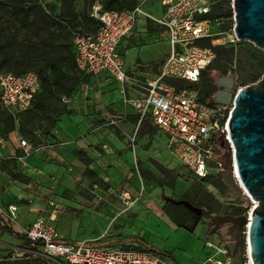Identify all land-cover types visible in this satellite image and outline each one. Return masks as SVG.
<instances>
[{"label": "built area", "instance_id": "obj_1", "mask_svg": "<svg viewBox=\"0 0 264 264\" xmlns=\"http://www.w3.org/2000/svg\"><path fill=\"white\" fill-rule=\"evenodd\" d=\"M31 1L46 7L56 0ZM227 1L234 22V0H160V17L146 13L142 9L144 2L134 9L121 11L107 10L101 2H96L92 6L90 17L98 22V27L93 33L75 36V63L76 68L85 75H109L122 89L124 104L137 112L140 122L146 119L152 121L166 137V149L171 157L183 164L198 181L204 182L226 171V164L219 150L220 146L227 145L231 173L242 194L250 198L239 180L230 138L229 121L233 103L214 104L212 98L205 99L198 90L188 87L200 84L204 72L215 61L212 48L204 46V43L210 42L215 47L221 40L219 37L229 36L231 32L222 30L224 18L217 17ZM140 16H145L158 26L159 39L170 47L166 58L160 64L159 73L154 78L143 81L132 79L120 49L123 40L134 34ZM234 25L233 37L237 38ZM234 38L230 41H234ZM174 80H180L185 85L178 88L171 83ZM126 87L134 88L138 94L134 97L125 95ZM242 88L235 87L233 102ZM0 90L1 106L14 117H18L33 107L35 97L42 91V85L34 71L22 75L5 73L0 75ZM71 101L70 98L63 97V102ZM124 119L125 116L112 118L95 131L117 126ZM6 141L0 133V160ZM56 145L58 144L46 142L37 147L22 138L21 158H28L42 149L55 148ZM210 170H215L218 175H211ZM120 199L126 208L134 204L129 193H123ZM250 202L253 206L244 214L246 216L254 209L251 198ZM44 206L42 214L29 227L21 230L27 244L7 253L6 257L0 255V262L5 258L10 261L34 258L49 259L56 264H175L167 256L148 249L134 251L94 246L86 242L63 241L54 225L59 217V205L55 200L48 199ZM18 220L19 211L16 206H0V227L15 225ZM247 227L243 230H246L244 233L248 239ZM206 247L212 253L202 264H234L236 261L239 264H253L248 242L243 252L239 250L234 255V242L229 234L219 243L207 240Z\"/></svg>", "mask_w": 264, "mask_h": 264}, {"label": "rangeland", "instance_id": "obj_2", "mask_svg": "<svg viewBox=\"0 0 264 264\" xmlns=\"http://www.w3.org/2000/svg\"><path fill=\"white\" fill-rule=\"evenodd\" d=\"M9 1L10 0H0V7L4 4H8ZM22 1L26 3L27 6L38 5L36 1ZM65 2L66 0H58L56 4L51 6V10L52 14L55 16H62V20L59 21L61 24H59L65 27L64 29H60L56 26L52 29V32L54 33L53 41L60 47L59 49L63 52L66 59L61 66V69L67 73L66 77L59 84H54L53 81L58 76V71H54L51 66L47 65L46 61L40 59L34 62L25 60L17 61L13 63L10 71H2L0 75L7 72L15 73L17 70L23 69L25 72L32 70H36L39 73L43 72V76L47 78L48 82H44V92L37 99L40 107L36 106L34 109L21 115L16 121L15 131H18L20 133V138L23 139H29V131H38L43 135L49 134L53 127H55L54 125H56L58 117L61 115L58 124L59 132L65 136L63 140L67 142V148L71 149L75 147L77 141L79 143V140H74V136L79 137L83 133L85 135L88 132V128L86 127L87 116H89L88 113L91 114L90 110L98 108L99 106L98 104H86L85 99L88 98L87 102L90 103V101L93 102V98L99 97L100 99L102 97L105 105L110 104V106H112L114 104V108H117L123 105L122 98H124V96L122 97V95L124 94L122 89H119L118 85L112 80L107 81V77L86 76L76 68L74 38L77 34H89L96 30L97 24L91 19L90 13L92 6L96 2H101V0H75L73 7L66 6ZM142 2H144L142 9L146 13L152 16L159 15L158 4L160 0H128V3L124 4V9H134ZM1 16L3 17V13ZM5 18L6 20L10 19L13 25L11 29H7L6 31L9 38L1 39L2 44H8V42L13 44L7 46L5 50H15L18 55L25 54L27 51V43H24L21 47H18V44L28 42L29 40L39 41V39L29 37L23 25L16 24L14 19L9 15L5 16ZM70 21L73 23L71 27L68 28L67 22ZM3 25H6V22H4ZM223 27L228 29L230 25L226 24ZM12 35H17V42L12 40ZM40 38L44 39L46 35H40ZM219 38L221 40L216 43L215 47L211 45L215 56L213 67H221L222 70L233 73L235 78H237L235 81L236 87L249 85V82H246L248 84L244 82V77L256 74V71L251 68L253 62H251V56L246 47V44H252L241 42L237 38H234L232 31L229 33V36L224 35ZM233 38L235 40L230 41ZM150 39L151 38L146 34L143 35V39L139 36L138 40H143L144 44L137 42L136 47L129 49L126 54H122L126 69H130L139 57L144 61H148L153 56L159 57L169 51L168 43H159L157 40L150 41ZM121 50L123 51V47ZM158 68L154 70V73H158ZM212 75L217 77L220 74H218V72L217 74L213 72ZM132 78L137 77L132 75ZM104 81H107L106 86ZM104 86L106 88H104ZM102 90L103 94L101 92ZM130 91L131 88L126 87L125 95L134 97V92ZM64 96L73 100V104H65L63 102ZM83 101L85 103H81ZM67 106H69L68 108H70V110L73 109L75 112L69 113L66 110ZM76 110H78V113H76ZM65 111L67 112L62 114ZM92 120H95V117H92L91 121ZM107 122V120H101L95 122L98 123L95 124V126ZM121 126V124L111 126L104 135H101L105 145H109V143L117 144L120 143L119 140H123L121 137L122 132H120ZM72 128L76 130L73 132V136L67 131V129L70 130ZM0 132H2L1 124ZM110 132L114 133L115 136H110ZM146 132H149L150 137H145ZM7 138H9V135ZM128 142L130 146L128 148L130 150L133 151V147L135 146L138 161L147 162L144 165L138 163V166L133 169V171L139 172L140 177H142V180H136L139 192L133 194L126 180H124L123 183L117 180L108 182L90 180L91 184L85 187H82L80 184L79 188L81 189L77 188L75 193H71L70 190H67L63 194L65 197L63 195H57L55 200L60 207V211H64L62 217L61 212L59 213L58 220L54 223L59 234L69 242L70 240L76 239L77 235L81 238L100 235L105 236L107 239L123 238L124 240L125 238H135L134 236H137V239L142 238L145 243L135 246L127 245V247L131 248L126 250L137 251L138 249L152 248L160 252L159 254L161 255L168 252L175 254L176 259L171 254L170 257L167 256L168 259L175 264H202L212 253L211 250L206 247V241L211 240L214 243L220 242L219 236L217 234H212V230L215 226L214 220L218 217L228 216V213L234 212L236 209H242L245 211L244 213H248L253 205L250 201L244 202L240 198L233 197L232 194L234 191L226 185L216 188L211 180L200 182L194 178L183 164L171 157L166 149V137L160 132H155V128L151 123H149V125L145 123L140 124V129L131 136ZM100 144L102 145V143ZM219 153L222 155L228 154L227 145H223ZM19 155H21V153ZM34 155L35 154H33V156ZM227 158L226 173L230 174L231 170L228 155ZM42 165L45 169L48 168L45 164ZM8 168H10L9 170L11 171H18L19 169L17 164L14 163H10ZM210 174L213 176L218 175L215 170H210ZM151 178L153 180H162L165 186L163 188L159 187L156 182L149 181ZM58 183L59 180L50 188H53V191H55V189L59 187ZM47 191V193L50 194V189ZM123 193H129L131 201H134V203L136 202L132 208L126 209L124 202L119 199ZM82 197L87 200V204L94 203L95 201L97 204L110 206L107 213L108 217H106L100 209H97L96 205L92 204L93 206L91 207H84L75 201H83ZM73 198L75 200H72ZM112 198H115L117 202L111 201ZM168 199L172 201H191L197 208L199 205L202 206L201 209L207 212L208 215L203 218V221L197 226L193 233L183 228L173 226L168 219L161 217L164 215V208ZM113 204H115V206H113ZM136 205V212L139 214V218L133 222L130 215L133 214L132 209ZM171 209H173V207H171ZM123 212L124 214L121 215L120 213ZM109 222L110 225L108 228H110V226L112 228L107 231ZM131 222L134 223V226H131ZM9 227L21 233L25 225L21 223L20 217L17 224H10ZM224 230L229 232V225L221 227L220 231L223 232ZM244 232H246V230H242L239 235L241 241L243 239L245 240V248L242 249L240 247V251L246 249L247 238ZM138 236L140 237L138 238ZM26 244V242L20 243L21 246ZM2 250V253L13 251L9 248H7V250ZM241 258H243V253L241 254ZM27 261H31L32 264H55L49 259H28ZM234 264L239 263L236 261Z\"/></svg>", "mask_w": 264, "mask_h": 264}, {"label": "crops", "instance_id": "obj_3", "mask_svg": "<svg viewBox=\"0 0 264 264\" xmlns=\"http://www.w3.org/2000/svg\"><path fill=\"white\" fill-rule=\"evenodd\" d=\"M158 12L159 15L155 17H159L161 15L160 2L158 4ZM159 31L160 29L154 24L152 20L147 19L146 17H140L138 26L134 31V34L130 37L125 38L121 44L120 49H122L123 47V51L121 50L122 54H126L129 49L136 47L137 42L144 44L143 40H138V37L140 36L143 39V35L145 34L148 35L149 38H151L150 41L157 40V42L159 43H164L159 39ZM168 52H165L164 55H160L159 57L153 56L148 61H144L139 57L134 65L130 69H127L129 72H131V77L132 75L137 77L132 79L143 81L154 78L156 74L159 73L158 66L160 67V64L164 61ZM156 68H158V73H154V70ZM99 76H105L107 77V81L112 80L115 84H117L107 74H101ZM107 81H104L105 86ZM105 86L104 88H106ZM101 92L103 94V90ZM130 92H134V96L138 94L137 90H135L134 88H131ZM120 93L122 94L121 91ZM87 99L88 98L85 99L86 104H98L99 106L98 108L91 109V114L88 113V115L91 116H87V134L84 135L83 133L79 137L74 136V140H79V143L77 141L74 148H67L68 144L63 140L65 136L60 134L59 132L58 124L61 119V115L58 117L57 123L56 125H54L55 127H53L52 131L49 134L43 135L38 131H29V139H26L31 144L37 147L44 145L46 142H49L51 144H58L55 148L42 149L40 151H36L34 153V156L31 155L28 158L22 159L21 157L23 154V150L20 147V139H22L20 138V133L18 131H14L9 134V138H6V145L2 150L3 157L0 160V206H3L5 208L10 205L16 206L19 211V219L21 217V223L25 225V228L29 227L42 214V211H44L45 209L44 202L46 200H55V197H57V195H63L67 190H70L71 193H75L77 191V188L81 189L79 188L80 184L82 185V187L91 184L90 180H102L105 182L117 180L120 183H123V181L126 180L130 185V191L133 194L139 192V187H137L136 180H142V177H140L139 172L133 171V169L134 167L138 166V163L144 165L147 162L138 161L136 157L135 146L133 147V151L130 150L128 148L130 147L128 145V141L131 136L138 129H140V124L142 123H145L146 125H149V123H151L155 128V132L158 133L160 131L154 126L150 119H146L140 122L137 112L131 106L125 105L123 98V105H120L117 108H114V104L112 106H110V104L105 105L102 97L100 99L99 97L93 98V102L90 101V103L87 102ZM73 102L74 101L72 100L70 104H73ZM85 102L83 101L81 103ZM68 107L69 106H67L66 110L69 113L75 112L73 109L72 111ZM67 111L63 112L62 114L66 113ZM76 113H78V110H76ZM119 116H125V119L121 123L122 126L120 130V132H122L121 137L123 140H119L120 143L117 144L109 143V145H105L103 141L104 139L101 138V135H104L108 128L102 129V131H95L97 127L103 125L101 124L95 126V124H98L95 122L101 120L110 121L112 118ZM92 117H95V120L91 121ZM67 131L70 133V135L73 136V132L76 130L72 128L70 130L67 129ZM110 136L115 135L114 133L110 132ZM145 137H150L149 132H146ZM100 143H102V145ZM18 153H21V155H19ZM10 163L17 164V167L19 168L18 171L9 170L10 168H8V165ZM42 164H45L48 168L45 169ZM57 180H59V187L56 188L55 191H53L54 189L50 187L53 186V184L57 182ZM49 189L50 194L47 193V190ZM82 199L83 201L75 200L74 198L72 200L77 201V203L81 204L84 207H91L93 205H96L97 209H100V211L104 213L106 217H108L107 213L108 209H110V206L100 205L95 201L94 203L92 202L91 204H87V200H85L84 197H82ZM111 201L117 202L115 198H112ZM135 204L136 202L130 208H132ZM113 206H115V204H113ZM136 207L137 205L132 209L133 214L130 215V217L133 219V222L134 220L136 221L139 218V214H137L136 212ZM60 212L62 217L64 211L62 212L61 210ZM120 214L122 215L124 214V212ZM163 214L164 215L160 216L165 217L166 219H168V221L171 222L173 226H176L165 213ZM133 222L130 223L131 226H134ZM109 225L110 222L107 226V231L111 230L112 228L111 226L110 228H108ZM227 234H229V232H226L224 230L223 232L220 231L217 235L219 236V240L222 241ZM59 236L61 240L68 241L65 238L61 237L60 234ZM78 236L79 235L76 236V239L70 240V242H86L94 246L122 248L125 250L131 248L127 247V245L135 246L145 243L143 242L142 238L137 239V236H134L135 238H125V240L123 238L107 239L105 236L100 235L85 238H81ZM139 237L140 236H138V238ZM23 242L25 243V240H17L16 238L8 235L6 232L0 229L1 254L9 253H2V249L7 250V248H9L11 250H14L18 247H22L20 243ZM146 249L149 250L151 248ZM168 254L171 253L168 252ZM171 255L175 257V254Z\"/></svg>", "mask_w": 264, "mask_h": 264}, {"label": "water", "instance_id": "obj_4", "mask_svg": "<svg viewBox=\"0 0 264 264\" xmlns=\"http://www.w3.org/2000/svg\"><path fill=\"white\" fill-rule=\"evenodd\" d=\"M234 32L241 42L251 43L264 52V0H234ZM232 83L235 78L231 77ZM225 90L214 95V104L231 105L233 110L229 121L234 159L241 185L254 201V209L248 216H225L214 220L212 234H218L221 227L229 225V236L234 242V255L240 250L239 235L245 226L249 227L248 245L253 264H264V75L256 83L244 86L233 102V95ZM235 91V88L234 90ZM224 160V158H222ZM222 182L234 191L233 197L249 202L242 195L232 173L222 175ZM201 216L203 210L186 200L172 201Z\"/></svg>", "mask_w": 264, "mask_h": 264}, {"label": "trees", "instance_id": "obj_5", "mask_svg": "<svg viewBox=\"0 0 264 264\" xmlns=\"http://www.w3.org/2000/svg\"><path fill=\"white\" fill-rule=\"evenodd\" d=\"M74 1L75 0H66L65 5L68 7H73ZM57 2L58 0H56L53 4H56ZM101 3L104 6V8L107 10H116V11L128 10V9H124L125 8L124 4H127L128 0H101ZM53 4H49L46 7H43L39 4L27 6V4L24 3L22 0H10L8 4H4L2 7H0V72L10 71L13 63H16L17 61L25 60V61L34 62L40 59V60L46 61L47 65L51 66L52 69H54V71H58V76L53 81L54 84H59L66 77L67 73L61 69V66L64 64L66 59H65L63 52L59 49L60 47L57 46L55 42L53 41L54 33L52 32V29L56 26L59 27L60 29H64L65 27L60 25L61 23L59 22L60 20H62L61 18L62 16L61 15L55 16L54 14H52L51 6ZM2 13H3V17L1 16ZM7 15L12 17L14 21L16 22V24H22L23 27L26 29L29 37H35V39H39V41L29 40L28 42H22L20 44L17 43L18 47H21L23 46L24 43H27V51L25 54L18 55L17 51L15 50L6 51L5 48L13 44L9 42L8 44H2L1 42L2 38L4 39L9 38V35L6 34V31L7 29H11V27L13 26L10 19L6 20L5 16ZM217 17L224 18L223 26L226 24L230 25L228 29L222 26V30L224 32L232 31L233 25H234V22L232 19L233 14L230 9V4L228 1L224 2V4L221 7V10L217 14ZM91 19L96 22L97 27H98V22L93 18ZM4 22H6V25H3ZM67 23H68V28H70L73 22L70 21ZM40 35H46V38L42 39L40 38ZM11 37H13L12 38L13 41L17 42V35H12ZM204 46H208L212 48L210 42L204 43ZM246 47L249 50V53L251 56V62H253L251 68L256 71V74L247 75L246 77H244V82L245 83L249 82V84H252V83H256L257 81H259V79L264 75V52L255 48L253 45H250V44H246ZM213 64L210 68H208L206 72H204L200 84L188 86L191 89L198 90L200 92L201 97L205 99L209 98V96L213 93L214 76L212 75V73L214 72L217 74L218 72V74L222 75V74H227L229 72L227 70H222L221 67H217V66L213 67ZM32 71L38 74L41 80L42 91L35 97L33 107L30 110L34 109L36 106L40 107L39 103L37 102V99L44 92V88H45L44 82H48L47 78L43 76V72L39 73L36 70H32ZM7 73H13V72H7ZM24 73L26 72L23 69V70H17L14 74L22 75ZM171 83L175 84L178 88L183 87L185 85L184 82L180 80H174ZM21 115H19L18 117H14L12 114H10L8 111H6L1 106V102H0V124L2 125V132L0 133L5 138H7V136L10 133L16 130V121ZM220 145L222 144L220 143ZM221 147H223V145L220 146V148ZM226 155L229 156V164H231L230 154L228 153ZM227 161L228 160H226V162ZM209 180H211V182L213 181V185H216L217 187H220L223 185L221 180H212V178H209ZM149 181L156 182L158 186L161 188L165 186L162 180H153L151 178V180ZM188 202H190V204L195 206L191 201H188ZM171 207H173V209H171ZM199 207L201 208L202 206L199 205L198 208ZM244 212L245 211H243L242 209H236L234 212L228 213V215L237 217V216H242L246 214ZM164 213L171 219V221L177 227L183 228L191 233L195 232L197 226L203 221V218H205L208 215V213L204 212L203 210L202 215L198 216L192 213L191 211H189L184 206L173 204L172 200L170 199L167 200V204L164 208ZM0 229L6 232L8 235L16 238L17 240H25L24 235L15 231V229L11 227H7V226L0 227ZM240 247L242 249L245 248L244 239L241 241ZM142 250H145V249H138V251H142ZM149 250L155 253H160V252L155 251L152 248ZM0 255H2L3 257H6V254L0 253ZM163 255L170 257V254L168 253H164ZM28 259L40 260V259H34V258H28ZM28 259H19V260L10 261L7 258H5L3 259V261L0 262V264H32L31 261H27Z\"/></svg>", "mask_w": 264, "mask_h": 264}, {"label": "flooded vegetation", "instance_id": "obj_6", "mask_svg": "<svg viewBox=\"0 0 264 264\" xmlns=\"http://www.w3.org/2000/svg\"><path fill=\"white\" fill-rule=\"evenodd\" d=\"M231 77H234L233 73H231V72H228L227 74L219 75L217 77L214 76V89H213V93L207 99L212 98L213 101H214V95L217 94V93H219V92H221V91H224L225 90L223 87L220 86L221 84L227 86V88H228L227 94L228 95L234 94V91H232V90H234V88L236 87L235 86L236 83H232V81L230 80ZM222 158H224L223 161L226 162L227 155H223ZM221 175L222 174H220V176H218V177L212 178V180H221V182H222V176ZM222 184H223V182H222ZM214 186L216 188H218L216 185H214Z\"/></svg>", "mask_w": 264, "mask_h": 264}, {"label": "bare ground", "instance_id": "obj_7", "mask_svg": "<svg viewBox=\"0 0 264 264\" xmlns=\"http://www.w3.org/2000/svg\"><path fill=\"white\" fill-rule=\"evenodd\" d=\"M248 228V227H247Z\"/></svg>", "mask_w": 264, "mask_h": 264}]
</instances>
